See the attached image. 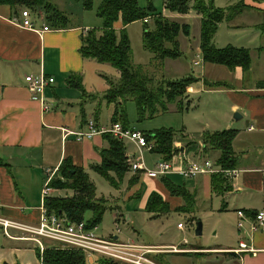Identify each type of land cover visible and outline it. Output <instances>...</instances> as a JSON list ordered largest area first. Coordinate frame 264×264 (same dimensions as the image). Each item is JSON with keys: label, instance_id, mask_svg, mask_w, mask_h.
I'll return each instance as SVG.
<instances>
[{"label": "crops", "instance_id": "obj_1", "mask_svg": "<svg viewBox=\"0 0 264 264\" xmlns=\"http://www.w3.org/2000/svg\"><path fill=\"white\" fill-rule=\"evenodd\" d=\"M205 1L222 9L238 3L244 6L243 12L235 19L221 24L224 23L233 33L243 31L242 35H247L246 30H252L244 39L238 38L237 47L251 52L252 63L247 71L241 67L231 70L204 63L199 72L189 73L198 82L187 89L186 101L190 109L192 100L199 99L197 109L202 111V120L198 122L197 130L188 127L180 130L182 138L175 144L178 148L176 155L186 159L206 158L217 164L220 153L205 152L203 136L225 130L237 131L233 149L237 160L234 170L238 174L230 180L221 173L232 189L223 194L215 193L212 187L215 174L198 175L190 180L179 174L151 177L131 167L119 189L114 191L124 193V202L138 199V210L143 213H148L151 195L158 194L167 204L169 212L159 216L152 213H148V217L143 216L145 224L152 227L173 212L185 213L193 219L191 214L200 203L214 196L236 194L233 196L236 229L232 242L224 240L214 247L193 245L186 239L175 243L170 238H163L165 243H136L163 249L159 255L168 256L166 264H264V232H252L248 225L239 229L236 214L237 210H243L253 215L264 209V0H222L224 6L219 5L221 0L218 3L217 0ZM51 5L62 12L57 4ZM24 10L33 16L37 30L42 31L45 26L50 30L39 33L23 28L21 15ZM192 12L180 15L165 9L162 15L181 20L183 24L192 20L201 26V16ZM37 15L29 9L0 5V160L3 163L0 166V216L32 225L41 220L44 186L49 178L58 173L63 162L68 161L74 167L83 169L96 186L95 178L99 174L92 168L101 163V151L108 147V142L101 134L78 141L71 133L87 130L90 119L95 120L99 128L108 127L100 124L99 118L88 116V112L103 104L108 105V109L110 107L112 123L115 105L108 104L103 97L109 90L107 77L113 80L120 78V73L109 64L82 57V37L90 30L88 27L70 23L67 29H55L46 19L40 21ZM217 40L218 32L213 44L221 49L216 45ZM196 43L195 51L191 52L201 54L199 40ZM41 73L55 79V83L43 95L48 110H44L41 102L31 100L25 82L27 76ZM79 76L83 90L68 84L69 80ZM237 113L241 116L240 120H234ZM126 150L129 155L127 146ZM130 157V166L136 164L137 159ZM144 163L149 168L145 160ZM158 163L154 164V168ZM179 177L188 179L190 184L178 183L176 179ZM134 178L137 179L131 184ZM173 186L185 190L190 207H187L185 198L171 193ZM72 195L73 192L69 190L52 189L50 196L64 198ZM111 196L113 201L120 199L118 194L112 193ZM127 208L120 207L114 215L115 230L120 216L127 213ZM125 222L131 226L132 216L129 215ZM180 230L184 231L183 228ZM96 232L97 229L95 234L100 238L134 241L122 239V231L119 236L116 231L106 236ZM0 233L4 236L0 235V264H40L32 243L9 239L1 229ZM241 243L256 252L237 254L235 250L240 248ZM97 258L89 257L88 263L95 264Z\"/></svg>", "mask_w": 264, "mask_h": 264}, {"label": "trees", "instance_id": "obj_2", "mask_svg": "<svg viewBox=\"0 0 264 264\" xmlns=\"http://www.w3.org/2000/svg\"><path fill=\"white\" fill-rule=\"evenodd\" d=\"M78 1L85 10L93 8L94 0ZM164 3L166 10L172 13L187 15L194 10L201 16L199 45L204 63L225 66L231 70L241 67L247 71L251 67L252 57L249 50L235 47L218 49L213 44L219 25L237 17L242 13L243 7L222 9L205 0H164ZM0 5L29 9L36 13L41 11L47 23L55 29H67L70 24V19L47 0H0ZM97 15L103 21L102 33L89 30L83 35L80 53L83 58L109 64L120 73L118 80L107 77L109 90L103 97L108 104L115 105L112 123L119 122L126 127L127 116L124 104L129 100L136 104L139 121L147 117L154 118L161 112L167 113L173 104H176L178 111H187L189 109V102L186 101L187 89L197 83L198 79L189 75L180 80L160 82L156 87L153 86V79L144 73L143 66H135L133 62L127 27L149 17L155 18L152 29L149 24L143 22L142 43L144 49L152 55L151 63L163 64L167 60H178L182 57L179 36L181 33L189 36L190 26L170 20L152 9L143 10L138 0H102ZM118 23L123 27L120 33L116 30ZM68 84L83 90L80 76L72 78ZM237 134L235 130H225L206 133L203 136L205 152H219L217 165L223 170L236 168L237 160L233 144ZM145 136L148 142L153 144L152 152L162 156L163 161H170L177 154L178 148L175 144L182 138L181 132L173 129H161ZM103 137L108 142V147L101 151V163L92 169L106 179L111 187L119 189L124 178L131 171L126 145L111 134H103ZM2 165L0 160V166ZM136 179L134 178L131 184ZM50 187L54 190L72 191L73 195L64 198L48 197L45 200V207L49 214L66 218L70 223L84 222L87 230L98 227L102 222L108 201L97 198L96 186L83 169L74 167L68 161L63 162L58 173L52 178ZM212 187L218 194L232 189L221 173L213 176ZM170 191L173 195L185 198L187 207H190L189 196L184 189L173 186ZM89 212L92 218L90 221H85V216ZM147 212L159 216L168 213L169 210L161 197L154 193L149 199ZM34 249L41 264H88L86 254L80 250L54 245L47 246L43 253L37 246H34ZM96 263L124 264L104 257L97 258Z\"/></svg>", "mask_w": 264, "mask_h": 264}, {"label": "rangeland", "instance_id": "obj_3", "mask_svg": "<svg viewBox=\"0 0 264 264\" xmlns=\"http://www.w3.org/2000/svg\"><path fill=\"white\" fill-rule=\"evenodd\" d=\"M218 1L220 0H217V3ZM47 2L50 4H57L62 13L64 15H67L68 19L71 20L70 23L72 25H79L83 28L88 27L90 30H95L98 33H102L103 21L97 15L102 0H94L93 8L91 10H85L83 5L78 0H47ZM138 3L139 6L146 11L152 9L156 11V13L163 14V11H165L166 9L164 0H138ZM192 5L193 2L191 3V6ZM219 5L224 6L225 2L221 0L219 2ZM241 7L244 8L241 3H238L228 8L241 9ZM191 11H193L192 14L197 13L194 10ZM190 12L188 14H190ZM37 13L43 16L45 19L44 13H42L41 11ZM154 19V17H149L150 22L148 26L151 29L154 27ZM169 19L183 24L181 20L173 18ZM143 22L144 21H138L130 24L127 29V34L131 41L133 62L135 66H143L144 73L153 79V86L156 87L160 82L180 80L182 77L189 75V73L193 74L194 71L199 72L201 70L204 64L201 54H194L195 52H191L195 51L197 46L196 42L200 37L199 24L192 20L187 21L189 24L184 23L190 26V32L189 36H186L183 33H181L179 36L180 52L182 54V57L180 59L167 60L163 64H157L151 63L152 55L143 47ZM122 28L123 27L121 23H118L116 25V30L118 33H120ZM248 31L252 30H246L245 33H247V35H249ZM242 32L243 31L238 30L233 33L223 23L219 27L218 40L216 45L221 49L227 47L237 48L239 42L238 40H242L245 36H247L242 35ZM236 39L237 42L234 43ZM242 44L244 45L243 42ZM196 62L198 63V65H195ZM198 100V98L192 100L191 107L188 111L180 112L178 111L176 104H173L170 106L169 112H161L154 118L147 117L143 121L138 120L137 107L135 102L129 100L124 104V109L127 116L126 127L144 134L153 133L161 129H173L176 132H180V130H183L184 127H188L192 130H197L198 122L200 123L202 120V111L197 109ZM109 111L110 107L108 109V105L103 104L102 107L92 110L91 113L88 112V116L89 118H99L100 124L109 126L111 124ZM124 143L128 147L129 155L133 156L135 160L141 156L139 150L134 144L129 141H125ZM142 157L144 158L147 166L152 169L154 168L155 163L163 161L162 156L147 149L143 151ZM112 175L115 176V174ZM176 181L181 184H190L187 182L188 179H184L181 177L177 178ZM95 183L97 187V196L100 199L109 201L107 211L103 216V220L98 225V227H96V233L101 236L113 234V232L116 231L114 215L117 211H119L120 207L124 208L125 206H127V213L124 212L125 217L120 216L121 220L118 223V229L122 231V234L120 236L122 239L130 238L134 239V241L137 243L144 242L153 244L165 243L164 240H166L167 238H170L171 241L175 243L184 241L186 239L190 244L198 246L203 245L204 247H214L216 245H219V243L224 240H228V242H232L234 240L233 235L236 229L234 207L236 205L233 200V196H235L236 194L230 195L229 197L214 196L211 200L200 203L198 208H195L193 214H191L193 219H191L190 216L185 213L173 212L171 215L163 218V221L156 223L155 227H152L145 224L143 216L148 217L149 214L140 212L138 210V199L133 198L129 202H124V193H115L114 188L111 187L108 181L100 175H96ZM112 193L114 195H120V199L116 198L113 201V198L111 196ZM223 205H225L224 208ZM129 215L132 216L133 220V224L131 226H127L125 222L129 219ZM91 218L92 215L89 212L85 216V221H90ZM200 222L202 224V235L198 236L196 234V230L198 227V223ZM179 224H182L184 226V231L180 230V228L178 227ZM161 225H163L164 227L161 228ZM133 228H135V230ZM119 233L120 232H117V234ZM1 236L4 237L3 235ZM163 238L164 240H162ZM41 244L44 246H42L44 250L47 248V246L52 245L51 242H42ZM43 251L41 252L43 253ZM167 258L168 256L162 254L156 256L155 261L157 262V264H166Z\"/></svg>", "mask_w": 264, "mask_h": 264}, {"label": "built area", "instance_id": "obj_4", "mask_svg": "<svg viewBox=\"0 0 264 264\" xmlns=\"http://www.w3.org/2000/svg\"><path fill=\"white\" fill-rule=\"evenodd\" d=\"M21 16V26L23 28L36 30L39 33L50 30L49 27L46 26L42 31L37 30L33 16L28 10H24ZM37 16L40 21L44 19L41 15ZM149 22V19L144 20L146 24H149ZM195 65H198V63L196 62ZM25 82L30 92L31 100L41 102L44 110H48L49 106L45 104L43 95L45 90L55 83V79L41 73L39 75L27 76ZM86 127L87 130L71 133V135H74L78 141H82L84 139H91L98 134H111L122 142H131L137 147L141 155L137 159L136 164H131V167L142 170L151 177H164L169 174H179L185 178L191 179L198 175L222 173L226 178L232 180L238 174L234 169H221L210 159H186L179 154H175L170 161H162L158 163L155 168L149 169L144 163L142 154L145 149L152 151L153 144L148 142L143 133L124 127L119 122L111 123L105 128H99L93 119L87 121ZM131 159L132 158L129 156L130 163H132ZM51 180L52 177L48 179L42 191L43 207L41 220L38 224H25L0 216V229L6 237L30 242L34 246L40 248L41 251L44 250V246L41 243L49 241L52 245L57 247L80 250L86 254L88 259L89 257H104L124 264H157L154 257L163 251V249L159 247L140 245L132 240L121 241L119 238L116 239L114 237L100 238L95 234L96 228L87 230L84 222L80 224L70 223L66 218H61L55 214H49L45 207V200L52 192V188L50 187ZM236 214L238 217L237 227L239 229H243L248 225L252 232H264V209L259 210L253 215H248L243 210H237ZM179 227L184 228L182 224H180ZM117 232L121 233L120 229H118V225L116 234ZM235 252L241 254L255 253L256 251L249 248L247 244L241 243L240 248L235 250Z\"/></svg>", "mask_w": 264, "mask_h": 264}, {"label": "water", "instance_id": "obj_5", "mask_svg": "<svg viewBox=\"0 0 264 264\" xmlns=\"http://www.w3.org/2000/svg\"><path fill=\"white\" fill-rule=\"evenodd\" d=\"M241 119V116L237 113L234 115V120H240ZM196 234L198 236H201L202 235V224L201 222L198 223V227H197V230H196Z\"/></svg>", "mask_w": 264, "mask_h": 264}]
</instances>
